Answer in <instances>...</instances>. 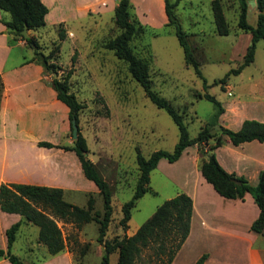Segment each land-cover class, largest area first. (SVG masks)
Segmentation results:
<instances>
[{"label":"rangeland","instance_id":"374dc122","mask_svg":"<svg viewBox=\"0 0 264 264\" xmlns=\"http://www.w3.org/2000/svg\"><path fill=\"white\" fill-rule=\"evenodd\" d=\"M217 1L228 27V33L223 35L214 30L212 0H176L173 7L208 84L203 87L193 68L184 62L172 26L166 24V15L162 24L150 25L141 21L137 14L138 0H130V12L148 29L142 38L133 37L130 44L139 55L147 58L152 88L183 114L189 135H194L213 111L212 103L201 97L202 92L207 91L222 99V88H226L227 80L233 87H240L247 82L249 73L264 70V38H260L255 43L253 60L243 66L241 75L229 74L225 83H211L213 78L222 76L228 68L237 65L243 54L241 51L249 41V32L236 26L237 0ZM257 12L255 1L246 0V19L250 24L255 23ZM79 19V26H75L76 21L70 23L75 33L73 38L67 35L58 39L57 28L64 29L62 23L55 28L49 24L37 27L36 33L39 34L41 50L53 53L51 60L58 64L57 76L68 68L71 70L70 89L83 104L78 112L79 131L84 135L88 154L94 158L98 171L112 190V210L105 236L117 237L128 232L127 226L119 223L120 205L130 197L136 180L135 147L143 155L157 148L171 150L177 140V127L167 112L144 94L125 62L103 46V42L119 30L113 20V11L88 12ZM240 32H244V36L239 35ZM26 33L31 31L26 30ZM237 36V40L232 39ZM19 50L24 55L32 53L28 46L19 47ZM72 52L73 60L70 59ZM45 73L50 77V73ZM149 172L148 185L156 191H145L136 199L130 209L128 229L143 221L177 188L158 169ZM87 194L80 189H67L63 198L84 206ZM93 197L92 210H101V196L95 194ZM96 226L94 220L88 221L84 228L69 221L60 224L65 245L76 259L74 264H99L102 247L95 239ZM20 259L27 261L23 253ZM115 259L114 251L109 254L110 264H114Z\"/></svg>","mask_w":264,"mask_h":264},{"label":"crops","instance_id":"0c3cea01","mask_svg":"<svg viewBox=\"0 0 264 264\" xmlns=\"http://www.w3.org/2000/svg\"><path fill=\"white\" fill-rule=\"evenodd\" d=\"M41 1L47 7L41 26L49 24L55 28L62 23L64 37L70 35L73 38L75 33L71 26L74 21L75 26H79V18L88 12L113 11L117 0ZM137 4L141 21L153 26L164 22L163 0H138ZM7 17L8 13L0 10V18ZM36 29L29 31L38 39ZM243 33L238 34L244 36ZM238 36L232 39L237 40ZM247 39H250V33ZM24 46L22 39L12 38L0 19V181L57 186L62 188V195L67 189H80L94 196L98 194L97 187L83 175L74 151L59 146L70 144L72 139L68 107L56 97L50 77L33 54L24 55L19 50ZM242 70L233 75H241ZM246 79L240 87H233L227 80L226 88H222L224 96L217 98L222 106L216 120L218 124L237 129L245 118L264 121V70L251 72ZM219 136V144L212 148L217 162L227 172L255 184L264 166V141L253 138L233 144L226 134ZM39 141L54 145H39ZM213 141V137L209 138L210 143ZM87 157L95 162L88 151ZM199 157L196 144L192 143L172 161L159 157L150 169H158L177 185L169 197L183 191L191 198L188 233L169 264H190L203 252L206 254L204 264H264V227L260 232L250 228L258 213L251 194L245 191L241 197L233 198L220 195L202 176ZM152 190L156 191L154 187ZM16 221L20 223L9 250L19 259L23 253L27 260L23 259L24 263H75L73 252L65 244L60 251L47 253L44 244L37 240L35 224L24 220L17 212L1 209L0 248L6 249L5 229ZM55 221L60 227L62 220ZM86 223L81 226L84 228ZM136 227L128 229L127 220L126 234ZM0 264L12 263L6 257H0Z\"/></svg>","mask_w":264,"mask_h":264},{"label":"trees","instance_id":"16d2710c","mask_svg":"<svg viewBox=\"0 0 264 264\" xmlns=\"http://www.w3.org/2000/svg\"><path fill=\"white\" fill-rule=\"evenodd\" d=\"M258 12L254 24L246 19V0H237L238 12L236 26L241 31H248L250 39L236 66L228 68L222 76L213 78L211 83H225L229 74L238 73L243 66L253 60L255 43L264 38V0H254ZM176 0H163L166 24L171 25L178 44L182 49L183 60L193 68L195 74L201 79L202 86L207 84L202 75L199 62L193 54V49L188 42L187 32L182 29L180 22L173 10ZM212 15L214 30L217 34L228 33L221 6L217 0H212ZM0 10L8 13L7 18H0L7 27L13 39L21 38L24 44L32 49V57L36 59L43 70L50 73V83L55 90L56 97L68 107L69 134L71 135L70 119L75 118L78 125V112L83 106L74 92L70 89L68 68L64 74L57 76L58 64L51 60L52 52H43L37 37L33 34L23 36L22 28L33 30L44 23V14L47 7L41 0H0ZM113 20L118 27V32L103 42V46L112 50L113 54L125 62L130 75L141 85L144 94L157 107L163 108L177 127V140L171 150L161 148L143 155L135 147V162L137 175L130 197L120 205L121 216L119 223L127 226L130 209L135 201L145 191H152L148 185L149 171L159 157L172 161L176 159L181 150L188 144L195 143L199 153V169L202 176L213 188L224 197H241L248 191L258 207L256 217L251 221L250 228L260 232L264 227V166L258 173L257 182L250 184L243 176H236L224 170L217 162L212 148L219 144L220 134L228 136L233 144L241 141L257 139L264 141V121L245 118L237 129H230L217 123V116L222 111L219 100L211 93L204 91L201 97L209 100L213 111L209 118L202 124L193 136H190L183 122L182 113L179 112L164 96L152 88L149 77V62L146 57L139 55L130 44L135 36L142 38L148 29L130 12V0H117L113 7ZM58 39L64 37L62 28H57ZM70 59H74L72 52ZM55 72V75L52 73ZM107 110H105L106 112ZM210 129H214L213 132ZM219 132V134H217ZM213 137L214 141L209 142ZM72 138V136H71ZM39 145L53 146L51 142L39 141ZM74 151L83 175L92 180L97 193L101 196V210H92L94 197L87 194L85 205H78L63 198L62 188L42 184L0 181V209L17 212L22 218L37 226V240L42 242L47 253L53 254L63 249L65 241L60 227L55 219L72 222L79 227L81 224L94 220L97 222L95 239L101 244L102 252L99 264H110L109 254L116 252L114 264H169L176 250L186 237L189 229L191 214V198L183 191L163 199L153 211L141 221L130 234L117 237H106L105 231L110 220L112 205V190L107 180L101 176L96 164L87 157V145L84 136L79 131L70 144L59 145ZM92 210V212H91ZM19 221L13 222L5 229L7 239L6 249L0 248V257H6L12 264H37L24 263L10 252L9 247L14 239ZM206 254L201 253L190 264H204Z\"/></svg>","mask_w":264,"mask_h":264},{"label":"water","instance_id":"95a60500","mask_svg":"<svg viewBox=\"0 0 264 264\" xmlns=\"http://www.w3.org/2000/svg\"><path fill=\"white\" fill-rule=\"evenodd\" d=\"M21 33H22L23 36L27 35L25 26L22 28ZM55 74H56L55 72L52 73V75H55ZM70 126H71V136H72V138H75L76 135H77V131H78V125L75 122V118L74 117H72L70 119ZM213 130L214 129H211V131H213Z\"/></svg>","mask_w":264,"mask_h":264}]
</instances>
